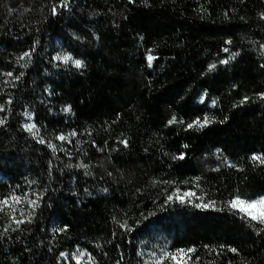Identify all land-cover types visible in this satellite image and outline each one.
Instances as JSON below:
<instances>
[{
	"label": "trees",
	"instance_id": "trees-1",
	"mask_svg": "<svg viewBox=\"0 0 264 264\" xmlns=\"http://www.w3.org/2000/svg\"><path fill=\"white\" fill-rule=\"evenodd\" d=\"M263 197L264 0H0V264H264Z\"/></svg>",
	"mask_w": 264,
	"mask_h": 264
},
{
	"label": "rangeland",
	"instance_id": "rangeland-1",
	"mask_svg": "<svg viewBox=\"0 0 264 264\" xmlns=\"http://www.w3.org/2000/svg\"><path fill=\"white\" fill-rule=\"evenodd\" d=\"M64 57H70L67 55H60L56 57L58 62L64 63V64H74L72 58L65 62ZM30 125H34L31 131L28 130ZM24 128L26 131H28L32 136L38 137V130L36 125L34 124V117L31 113L27 112L24 115ZM180 201L183 202H188L193 205H196L197 207L200 208H208V209H215L218 208V205L211 202V201H206L203 197H197L191 193H187L184 195H179L177 196ZM18 198V199H17ZM264 199L263 198H258L254 201L255 202L258 200ZM33 198L30 193H23L22 190L16 191L11 193L9 196H7L3 200L4 207L6 208L7 212L11 215V217L15 220L20 219L24 215V210L26 205H30L32 202ZM237 200V199H235ZM241 200V199H239ZM4 201H7V203H4ZM234 201V200H233ZM230 201L226 204L227 207L231 209H235L239 211L242 215L247 217L250 220H253L251 216L248 215V212H252L255 215H259V208L257 209H248L247 211H241L240 206L236 205L233 206L232 202ZM244 201V200H243ZM247 202V201H246ZM249 202V203H251ZM260 219H255V221H259ZM179 253H183L182 255H178ZM176 257L173 259V257ZM190 258V252L184 251V250H179L176 251L171 257L168 258L169 264H185ZM62 263L63 264H94V259L93 257L86 251L77 249L75 252L72 254H64L62 256Z\"/></svg>",
	"mask_w": 264,
	"mask_h": 264
},
{
	"label": "snow or ice",
	"instance_id": "snow-or-ice-1",
	"mask_svg": "<svg viewBox=\"0 0 264 264\" xmlns=\"http://www.w3.org/2000/svg\"><path fill=\"white\" fill-rule=\"evenodd\" d=\"M70 59H71V57H64L65 62H67ZM154 59H155V57H153L152 55H148L147 56V60H148L149 65H151V63H152V61ZM227 62L228 61H226V60L225 61H222V63H227ZM73 63L77 67H81V61L76 60V61H73ZM211 67L214 68L215 65H212ZM9 75H11V74H9ZM67 110H70V109H67ZM174 122H175V118H173V120L170 123H174ZM194 123H195V125H199L202 128V127H204L205 124L208 123V119L205 118L203 122H201L198 119ZM193 126L194 125H191V124L189 125V127H193ZM33 127H34V125H30L29 128H28V130L31 131ZM59 139L63 140V139H65V137L61 136V137H59ZM41 142H43V141H41ZM179 158L180 159H183V156H181ZM253 159H259V158L258 157H253ZM4 203H7V201H4ZM232 205L233 206L239 205L241 211H247L248 209H257V208H259V215L258 216L255 215V214H253L252 212H248V215L251 216V218L253 220L259 218L261 222H264V199H261V200L255 201V202H251V203L237 199V200H234L232 202ZM233 251H235V250L233 249ZM182 254L183 253H179L178 255H182ZM175 258L176 257L174 256L173 259H175Z\"/></svg>",
	"mask_w": 264,
	"mask_h": 264
}]
</instances>
